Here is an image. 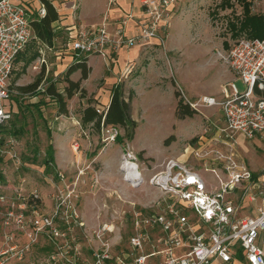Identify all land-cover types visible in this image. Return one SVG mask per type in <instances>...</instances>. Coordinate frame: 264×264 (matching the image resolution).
<instances>
[{"label":"built area","instance_id":"obj_1","mask_svg":"<svg viewBox=\"0 0 264 264\" xmlns=\"http://www.w3.org/2000/svg\"><path fill=\"white\" fill-rule=\"evenodd\" d=\"M107 1L111 5L115 0ZM247 1L251 12L261 15L264 28L263 0ZM177 2L140 0L135 34L111 35L104 26L81 27L68 45L79 57H104L108 48L116 51L161 39ZM35 10L44 14L41 0ZM32 14L31 0H0V264H264V183L237 151L238 137L264 141V29L261 37L240 38L222 55L234 80L244 85L242 90L232 80L220 100L201 96L194 101L180 91L194 110L218 106L222 115L223 127L202 135L197 148L184 151L197 164L169 158L146 181L135 164L133 175L123 164V181L130 188L147 185L157 197L143 204L124 202L129 210L108 220L98 215V223L90 225L80 208L77 181L68 185L57 172L47 198L28 187L21 177L26 164L20 142L8 131L10 79L18 54L34 36ZM134 18L128 12L120 24ZM35 63L33 69L47 64L45 50ZM45 87L41 82L36 90L43 92ZM249 202L256 203L254 214L243 215ZM125 221L130 232L122 244Z\"/></svg>","mask_w":264,"mask_h":264},{"label":"rangeland","instance_id":"obj_2","mask_svg":"<svg viewBox=\"0 0 264 264\" xmlns=\"http://www.w3.org/2000/svg\"><path fill=\"white\" fill-rule=\"evenodd\" d=\"M244 3L245 0H179L177 9H174L172 25L171 27L169 25L167 35L163 37V43L157 47L152 45L146 48V55L132 72L127 73V79L123 77L118 79L112 87L120 83L125 98L129 92L133 94L131 84L125 82L134 77L146 78L154 74L153 65L148 67L147 63L150 62L148 56L152 57L155 54L157 68L154 72L160 71L156 75L162 79V84L170 83L173 92L178 89L191 101L201 96H211L220 100L222 89L234 80V74L224 62L222 55L227 53L238 39L249 37L234 28V25L238 26L244 17ZM262 6L264 7V0ZM47 52L48 50L46 54ZM36 60L37 58L25 66L23 60L15 61L10 79L13 89L10 96L12 120L8 131L12 132L13 129L19 132L17 138L21 145V158L26 164L21 177L28 187L38 189L44 198L51 193L52 183L57 182V172L65 176L68 185L77 181L76 190L81 210L85 209L88 197L95 208V216L90 221L92 225L98 223L96 220L98 215L101 220H108L110 215L129 210V206L124 202L138 201L143 204L158 195L147 185H142L137 190L129 187L127 195H122L115 184H106L101 180L102 166H105L104 172L108 175L115 174L114 170L117 168V178L123 181L124 172L120 167L125 162L135 164L142 171L146 181L151 172L158 171L165 160L175 158L172 152L185 154L187 148H197L195 143L202 135L214 133L223 127L218 106H198L192 118L177 120L169 96L158 87L146 89L147 85L143 84L136 93L132 111L130 105L129 118L137 124L133 137H127L126 131L120 127L96 129L93 125L81 122L80 125H75V128L78 138L85 140L86 147L85 149L80 147V156L76 157L74 164L76 171L58 170L54 155L53 163L49 166L45 164L48 147L51 146L50 141L56 139L57 134H64L60 126L52 128V125L47 124L48 121L58 123L54 119L57 116V103L54 101L55 104L52 105L50 101L52 98L43 92L21 93L16 88L32 83L42 74L41 69H33ZM92 65V79H96L99 65L95 62ZM50 70L43 81L44 86L51 82L55 83L58 91L64 95L66 85L64 73L55 76L54 70L52 68ZM234 83L239 90L244 88L240 80H234ZM159 86H162L161 82ZM180 97L175 96L176 102ZM171 135L174 136V141L165 147L163 141ZM241 140L238 141L237 148L240 156L254 171L256 177L264 175V141ZM187 165L189 166L188 163ZM102 205H105L106 209L102 210ZM84 213L90 218L85 210ZM127 224L125 221L121 229L122 244L130 232Z\"/></svg>","mask_w":264,"mask_h":264},{"label":"crops","instance_id":"obj_3","mask_svg":"<svg viewBox=\"0 0 264 264\" xmlns=\"http://www.w3.org/2000/svg\"><path fill=\"white\" fill-rule=\"evenodd\" d=\"M31 1L33 6L32 18H34L35 15H37L35 8L38 7V0ZM51 3L57 10L58 19L52 23V29L54 33L52 45H47V48L45 49L44 45L46 44L43 42H38L39 55L41 49L45 50V53L48 50V54H46L47 64L40 67V69L42 70L41 82H43L49 75V72L51 71L50 68L54 70L53 72L55 76L60 73L65 74L67 67L78 60L79 56H77L76 53L68 45L69 39L75 34L77 29L81 27L97 28L104 26L107 32L111 35H114L116 32H123L126 35H133L138 30V19L142 9L140 0H115L111 5L108 4L107 0H51ZM178 3H176L175 7L173 8L172 18H174V9H177ZM128 12H132L135 18L128 20L125 26L121 25V18ZM172 18L169 24L170 27L173 21ZM170 27L168 28L170 29ZM167 33L168 32L166 31V35ZM163 41V38L151 39L147 42L138 41L131 46L120 47L116 51L108 48L106 50V56L104 57L97 54L87 55L86 64L90 68V70L87 78L82 79L80 82V88L86 90V96L81 97L79 96V91L74 92L73 96L67 101L68 114H70V116L67 115L63 117V115H57L54 117L55 121H58L57 124L53 123L52 121H48L47 123L48 125H52V128L53 126H60V128L64 130L63 135L57 134L58 137L53 141H50V145L54 151L53 155L55 157V165L58 170L62 169L63 171H68L69 169H72L73 171H76V169H74L75 159L76 157L78 158L80 156L81 148L85 149L86 147L85 140L78 138L79 135L77 134L75 128V125H80L81 123L83 108L87 105H98L105 108L110 100V89L112 88V85L122 77L124 79H127V73L132 72V70L136 67V64L146 55V48L152 45H155L157 47L159 44L163 43ZM155 56V54L152 57L148 56V60H150V62L147 63L148 67L151 64L153 65L154 71L155 68H157V58ZM94 62L99 65V72L96 79H92V64ZM154 71V74H152L151 76H146V78L139 76L137 79L136 77H134L130 81L127 80L125 82L130 83L133 90L130 104L131 111L133 102L136 98V93L138 92L140 85L143 86V84H145L147 85L146 89H151V87H158L162 92L166 93L169 96L174 114L176 98L174 96L173 87L169 82V84L167 85L165 83L162 84V79L159 78L158 75H156V73H160V71ZM80 75L81 72L79 69H77L69 75V78L73 81H77L80 78ZM159 82H161L162 86H159ZM50 101L52 102V105L55 104L53 99ZM72 108L74 112L72 111ZM131 117L133 119V116ZM52 137L54 136L52 135ZM241 139L243 140V138L238 137V141H240ZM79 142H81V146ZM251 142L259 141L252 140ZM172 154L175 156V159L177 158L181 161H184L191 166H195L197 164V162L187 154H175V152H172ZM238 155L242 159L239 152ZM243 161L246 163L245 160ZM250 170L252 169L250 168ZM104 171H106L105 166H102L100 171L102 174L101 180L106 184H115L116 189L122 195H127L126 193H128L127 190H129V186L122 180H119L117 178V168H115V174L113 175L112 173L111 175H108ZM252 172L254 173L253 170ZM258 177L259 180L264 183V175ZM90 199V197L87 198V204L85 203L86 206L84 209L86 213L89 214L90 218L87 217V215L84 213V210L82 211V213L88 224L91 225L90 221L91 218L95 216V208L93 207V203L91 204ZM96 204L98 205L99 202H97ZM255 205V202L244 204L242 214L253 215Z\"/></svg>","mask_w":264,"mask_h":264},{"label":"trees","instance_id":"obj_4","mask_svg":"<svg viewBox=\"0 0 264 264\" xmlns=\"http://www.w3.org/2000/svg\"><path fill=\"white\" fill-rule=\"evenodd\" d=\"M45 6V12L43 15H35L31 20V27L33 30V38L28 42L26 48L18 54L16 61L23 60L24 66L31 63L39 55V44L43 42L48 46L52 45L54 37L52 23L58 19V13L55 7L52 5L51 0H41ZM245 14L239 21L237 31L246 33L250 38L261 37L263 35V19L261 15L252 13L250 10L249 1L245 0ZM87 55H82L78 60L69 65L64 74V81L66 85L64 87V95L58 91L55 83H49L43 93L52 98L58 105L57 115H68L67 101L73 96L74 92L79 91L80 96H85V89L80 88V82L82 79L87 78L90 68L86 64ZM79 69L81 72L80 78L77 81H73L69 78V75ZM42 74L35 79L32 83L27 85L17 86V90L21 93H35L36 87L40 84ZM174 95L180 97L178 89L175 90ZM132 94L128 93V97L125 98L123 94V88L121 84L114 85L110 92L109 103L105 108L98 105H87L83 108L81 122L83 124H92L94 128L100 129V127L116 128L120 127L126 131L127 137H133L134 130L137 127L135 121L130 120V100ZM98 104V103H96ZM100 110L101 114L96 111ZM196 113L193 107L188 102L179 98L175 105L174 116L177 120H184L186 118H192ZM130 126V128H128ZM22 127V126H21ZM23 128V127H22ZM13 135H18L19 132H11ZM174 141V136L171 135L163 141L165 147L169 146ZM46 165L53 163V150L52 147H48L46 156Z\"/></svg>","mask_w":264,"mask_h":264},{"label":"bare ground","instance_id":"obj_5","mask_svg":"<svg viewBox=\"0 0 264 264\" xmlns=\"http://www.w3.org/2000/svg\"><path fill=\"white\" fill-rule=\"evenodd\" d=\"M124 166H125V170L128 172V174L133 175L134 165L129 163V162H125Z\"/></svg>","mask_w":264,"mask_h":264}]
</instances>
